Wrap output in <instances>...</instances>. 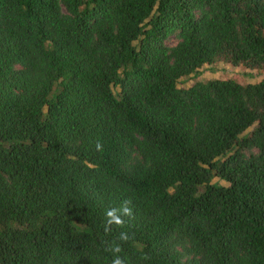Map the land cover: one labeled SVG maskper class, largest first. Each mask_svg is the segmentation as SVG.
I'll list each match as a JSON object with an SVG mask.
<instances>
[{
    "label": "trees",
    "instance_id": "16d2710c",
    "mask_svg": "<svg viewBox=\"0 0 264 264\" xmlns=\"http://www.w3.org/2000/svg\"><path fill=\"white\" fill-rule=\"evenodd\" d=\"M216 61L264 73V0H0V264H264V78L176 85Z\"/></svg>",
    "mask_w": 264,
    "mask_h": 264
},
{
    "label": "rangeland",
    "instance_id": "374dc122",
    "mask_svg": "<svg viewBox=\"0 0 264 264\" xmlns=\"http://www.w3.org/2000/svg\"><path fill=\"white\" fill-rule=\"evenodd\" d=\"M264 78V73L258 70H250L240 65L232 66L226 62L216 61L209 65H203L197 69L195 75L181 78L177 82V88H184L194 81L224 80L230 79L238 84L254 83Z\"/></svg>",
    "mask_w": 264,
    "mask_h": 264
},
{
    "label": "clouds",
    "instance_id": "9594fccd",
    "mask_svg": "<svg viewBox=\"0 0 264 264\" xmlns=\"http://www.w3.org/2000/svg\"><path fill=\"white\" fill-rule=\"evenodd\" d=\"M102 144L97 143L96 148L98 151L102 150ZM106 220H107V226L110 227L112 225H115L117 227H123L125 224V217H133V209L131 207V200H125L121 203L119 207H112L109 209H106L105 212ZM119 239L121 241H127L129 239V236L125 232H121L119 235ZM112 253H114L112 264H125V261L122 257L119 255H115L121 251L120 245H116L114 247H110L108 249Z\"/></svg>",
    "mask_w": 264,
    "mask_h": 264
}]
</instances>
